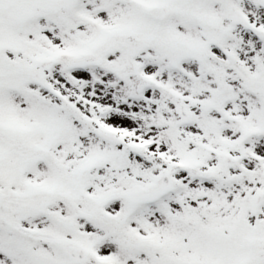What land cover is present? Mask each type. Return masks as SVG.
<instances>
[{
  "label": "snow or ice",
  "instance_id": "snow-or-ice-1",
  "mask_svg": "<svg viewBox=\"0 0 264 264\" xmlns=\"http://www.w3.org/2000/svg\"><path fill=\"white\" fill-rule=\"evenodd\" d=\"M0 264H264V0H0Z\"/></svg>",
  "mask_w": 264,
  "mask_h": 264
}]
</instances>
